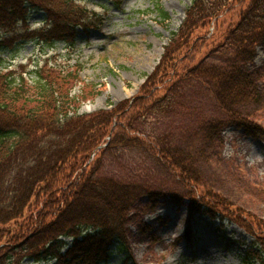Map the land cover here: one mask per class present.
I'll return each instance as SVG.
<instances>
[{"label": "trees", "instance_id": "trees-1", "mask_svg": "<svg viewBox=\"0 0 264 264\" xmlns=\"http://www.w3.org/2000/svg\"><path fill=\"white\" fill-rule=\"evenodd\" d=\"M84 2L0 0V50L29 40L73 42L77 28L86 30L101 22ZM230 2L192 0L164 47L161 61L165 67L173 58L172 52H179L197 28L217 18ZM32 10L45 16L40 29L28 23ZM159 11L167 18L162 9ZM226 40L230 61L224 65L200 61L188 72V77L207 85L225 114L223 120H205L208 140L221 141V130L228 124L260 133L238 107L257 102L260 96L257 81L245 66L253 60L256 48L264 44V0L248 1L227 30ZM4 63L0 57V264H22L24 259L49 264L108 262L112 246L126 243V226L135 203L142 196L155 203L164 195L101 176L97 154L113 146L143 145L131 123L123 125L121 119L133 111L141 115L154 106L167 112L175 105L171 91L177 82L152 97L153 85L144 88L152 79L147 76L142 84L145 95L79 113L83 101L95 91L82 88L72 93L78 64H51L48 58L27 71L22 64L3 70ZM146 95L152 98L144 102ZM115 126L120 130L113 135ZM150 149L181 185L191 187L189 190L200 185V172L189 150L170 144L165 135L155 138ZM188 196L190 216L203 213L215 218L228 204L216 194L195 196L190 191ZM180 198L173 195L176 204ZM235 221L248 228L243 219ZM259 243L253 246L258 252L246 251L243 264H264V249H259Z\"/></svg>", "mask_w": 264, "mask_h": 264}, {"label": "rangeland", "instance_id": "rangeland-1", "mask_svg": "<svg viewBox=\"0 0 264 264\" xmlns=\"http://www.w3.org/2000/svg\"><path fill=\"white\" fill-rule=\"evenodd\" d=\"M81 1L100 18L99 24L86 30L77 28L76 39L68 44L29 40L0 50L5 62L1 68L22 64L31 71L48 58L51 64H78L72 93L82 88L95 91L83 101L79 113L143 96L144 88L150 85V93L156 97L177 82L171 91L175 105L167 112H159L154 106L141 115L133 111L121 119L123 125L131 123L143 145L113 146L97 154L101 176L164 195L155 203H150L148 196L135 203L126 226V243L112 246L110 259L104 264H243L246 251H259L253 247L255 243L259 241V249H264V44L255 53L260 65L254 62V56L245 66L257 81L259 99L238 107L254 128H260L258 134L228 124L221 130V141L208 140L205 120H223L225 114L207 85L188 77V72L200 61L219 65L230 61L231 51L225 47L227 30L237 22L249 0H231L217 18L197 28L179 52H172L166 67L161 61L164 47L181 25L192 0ZM159 9L167 18L160 16ZM44 20L41 11L32 10L28 15L34 29H40ZM147 76L152 79L142 89ZM151 98L146 95L143 100ZM119 130L120 126H115L113 135ZM162 135L170 144L194 155L201 182L197 188L189 190L191 187L181 185L153 154L152 143ZM190 191L195 196L216 194L228 204L217 217L200 213L193 215L189 224ZM173 195L181 197L178 205ZM239 218L250 229L235 221ZM64 240L71 241L68 237ZM49 263L31 259L22 262Z\"/></svg>", "mask_w": 264, "mask_h": 264}, {"label": "bare ground", "instance_id": "bare-ground-1", "mask_svg": "<svg viewBox=\"0 0 264 264\" xmlns=\"http://www.w3.org/2000/svg\"><path fill=\"white\" fill-rule=\"evenodd\" d=\"M258 58H259V57L256 55V56H255V61H254L255 63H257V62H258V60H259ZM257 64H258V65H260V62H259V63H257Z\"/></svg>", "mask_w": 264, "mask_h": 264}]
</instances>
